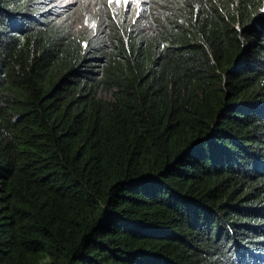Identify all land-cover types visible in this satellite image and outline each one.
Segmentation results:
<instances>
[{
	"label": "trees",
	"instance_id": "16d2710c",
	"mask_svg": "<svg viewBox=\"0 0 264 264\" xmlns=\"http://www.w3.org/2000/svg\"><path fill=\"white\" fill-rule=\"evenodd\" d=\"M0 0V264H264V0Z\"/></svg>",
	"mask_w": 264,
	"mask_h": 264
},
{
	"label": "rangeland",
	"instance_id": "374dc122",
	"mask_svg": "<svg viewBox=\"0 0 264 264\" xmlns=\"http://www.w3.org/2000/svg\"><path fill=\"white\" fill-rule=\"evenodd\" d=\"M97 0H64L62 4L67 5L73 11L76 21L80 24L87 23L95 13ZM118 11L133 13L137 0H107Z\"/></svg>",
	"mask_w": 264,
	"mask_h": 264
}]
</instances>
